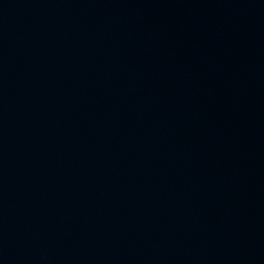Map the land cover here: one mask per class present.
Here are the masks:
<instances>
[{
  "label": "water",
  "instance_id": "95a60500",
  "mask_svg": "<svg viewBox=\"0 0 264 264\" xmlns=\"http://www.w3.org/2000/svg\"><path fill=\"white\" fill-rule=\"evenodd\" d=\"M0 264H264V0H0Z\"/></svg>",
  "mask_w": 264,
  "mask_h": 264
}]
</instances>
